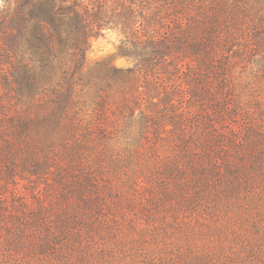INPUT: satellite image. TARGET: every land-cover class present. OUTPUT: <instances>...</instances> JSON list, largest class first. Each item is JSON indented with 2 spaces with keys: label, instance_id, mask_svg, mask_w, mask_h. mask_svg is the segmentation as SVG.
Returning <instances> with one entry per match:
<instances>
[{
  "label": "trees",
  "instance_id": "1",
  "mask_svg": "<svg viewBox=\"0 0 264 264\" xmlns=\"http://www.w3.org/2000/svg\"><path fill=\"white\" fill-rule=\"evenodd\" d=\"M112 26L135 68L85 77ZM249 75L264 0H2L0 264H264Z\"/></svg>",
  "mask_w": 264,
  "mask_h": 264
},
{
  "label": "rangeland",
  "instance_id": "2",
  "mask_svg": "<svg viewBox=\"0 0 264 264\" xmlns=\"http://www.w3.org/2000/svg\"><path fill=\"white\" fill-rule=\"evenodd\" d=\"M124 41L125 37L121 29L115 26L106 28L101 35L91 38L90 47L86 52L84 76H89L93 70L100 66L123 70L135 68V59L123 54ZM243 80L244 83L249 84L248 91H252L259 100L264 102V82H256L251 75ZM34 186L26 181L20 184V189L21 192L31 193Z\"/></svg>",
  "mask_w": 264,
  "mask_h": 264
}]
</instances>
